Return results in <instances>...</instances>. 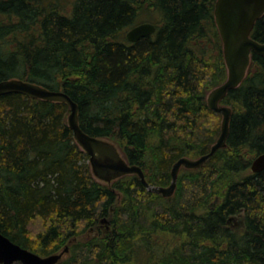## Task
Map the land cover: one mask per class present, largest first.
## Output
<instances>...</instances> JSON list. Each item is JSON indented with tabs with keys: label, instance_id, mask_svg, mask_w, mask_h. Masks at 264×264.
Returning a JSON list of instances; mask_svg holds the SVG:
<instances>
[{
	"label": "trees",
	"instance_id": "trees-1",
	"mask_svg": "<svg viewBox=\"0 0 264 264\" xmlns=\"http://www.w3.org/2000/svg\"><path fill=\"white\" fill-rule=\"evenodd\" d=\"M72 1L0 0V80L64 91L84 132L113 142L149 185H169L172 164L220 132L206 102L226 79L216 0ZM143 19L155 31L128 40ZM250 35L264 42V12ZM220 104L225 146L180 167L163 196L137 174L95 177L66 102L0 95V232L42 256L68 246L56 264H264V169L250 170L264 152V55L251 52Z\"/></svg>",
	"mask_w": 264,
	"mask_h": 264
},
{
	"label": "water",
	"instance_id": "water-1",
	"mask_svg": "<svg viewBox=\"0 0 264 264\" xmlns=\"http://www.w3.org/2000/svg\"><path fill=\"white\" fill-rule=\"evenodd\" d=\"M264 12V0H216L214 18L222 41V52L226 66V79L213 87L206 96L208 107L221 113L220 132L210 150L197 158L182 156L171 167V181L167 186L149 185L145 180L142 168L130 164L122 156L117 146L103 138L91 136L84 132L78 124V106L67 93L62 90H50L40 84L24 81L19 78L0 80V95L17 92L32 98L50 101H63L69 107L67 123L73 131V136L79 146L88 154L92 173L95 177L110 181L125 174H137L140 181L149 190L170 196L176 187L180 167L197 168L218 148L224 147L229 132L231 108L220 104L227 91L240 84L244 78L251 60V52L264 55V42L251 37L250 32L255 21ZM155 31L151 22L135 24L125 33L130 41H136ZM264 169V152L256 155L250 164L252 172ZM232 218V216H231ZM68 251V246L62 250L45 256L39 255L17 243L0 232V264H56Z\"/></svg>",
	"mask_w": 264,
	"mask_h": 264
},
{
	"label": "rangeland",
	"instance_id": "rangeland-1",
	"mask_svg": "<svg viewBox=\"0 0 264 264\" xmlns=\"http://www.w3.org/2000/svg\"><path fill=\"white\" fill-rule=\"evenodd\" d=\"M43 2V4H49V3H51V2H55V3H57L58 4V6H60L62 9H64V10H66V9H68L70 6H71V4H72V0H42ZM140 21V20H139ZM146 20L145 19H143V20H141L140 22H145ZM140 22H138V23H140ZM137 23V24H138ZM217 27V26H216ZM128 29H126L125 30V32L127 31ZM219 32V31H218ZM124 33V32H123ZM221 38V37H220ZM210 91V90H209ZM208 91V92H209ZM217 113V112H216ZM68 114H69V112H68ZM68 114H67V116H68ZM217 115H219V123L221 122V118H222V115H221V113H217ZM88 162H89V159H88ZM90 164V163H89ZM91 168V167H90ZM92 171V170H91ZM250 170L248 169V170H246L245 172H244V174H246V173H248ZM179 173V172H178ZM118 199H120V195L118 196ZM100 226H101V228H102V230H104V228H103V223H100ZM228 226L230 227V229L231 230H233V231H239V230H241V228H242V215L241 214H239V215H237V216H235V217H229V220H228ZM90 236V233L89 232H85L81 237L82 238H84V237H89ZM80 237V238H81ZM62 250V249H61ZM68 256V252H66L63 256H62V258L64 259V258H66ZM12 264H22L21 262H14V263H12Z\"/></svg>",
	"mask_w": 264,
	"mask_h": 264
}]
</instances>
